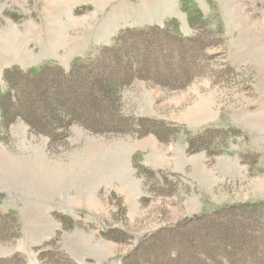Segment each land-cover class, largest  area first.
<instances>
[{
    "label": "rangeland",
    "instance_id": "374dc122",
    "mask_svg": "<svg viewBox=\"0 0 264 264\" xmlns=\"http://www.w3.org/2000/svg\"><path fill=\"white\" fill-rule=\"evenodd\" d=\"M195 1L207 17L217 9L226 43L206 52L185 89L135 79L122 93L118 131L74 125L57 151L24 121L11 126L0 142V264H133L162 229L264 201V0ZM170 18L191 29L179 0H0V87L6 68L52 61L69 70L122 29ZM207 128L243 137L228 150L219 144L227 136L214 133L221 155H188L187 137ZM243 153L257 155L247 157L251 167ZM37 163L59 179L31 177Z\"/></svg>",
    "mask_w": 264,
    "mask_h": 264
},
{
    "label": "trees",
    "instance_id": "16d2710c",
    "mask_svg": "<svg viewBox=\"0 0 264 264\" xmlns=\"http://www.w3.org/2000/svg\"><path fill=\"white\" fill-rule=\"evenodd\" d=\"M179 5L192 36H184L178 20L170 18L163 26L122 29L110 45L75 58L69 70L52 61L27 70L6 68L0 87V142L7 141L19 119L31 134L48 139L49 150L57 151L66 147L74 125L92 134L118 131L114 124L122 119V93L135 79L155 81L171 91L189 86L206 52L223 48L226 37L216 8L207 17L195 0H179ZM214 133L227 136L219 144L228 150L243 137L236 128H207L187 137L186 153L221 155L217 137L210 141ZM155 136L166 140L164 133ZM251 155L257 157L241 154V163L251 167ZM134 167L139 173L146 169ZM157 234L155 242L141 247L143 252L136 250L133 264H264V201L226 206ZM141 254L149 258L140 260Z\"/></svg>",
    "mask_w": 264,
    "mask_h": 264
},
{
    "label": "bare ground",
    "instance_id": "6f19581e",
    "mask_svg": "<svg viewBox=\"0 0 264 264\" xmlns=\"http://www.w3.org/2000/svg\"><path fill=\"white\" fill-rule=\"evenodd\" d=\"M37 165H38V163H37ZM15 167V166H14ZM16 168H18V167H16ZM38 170H39V173L38 174H35L34 175V173L31 175V177H36V178H39V177H43V179H45L46 181L47 180H49L50 178H51V180L50 181H53V179L52 178H58L59 179V176H58V174H57V172L56 171H54V172H52V173H49L48 171H45V170H43L42 168H40L39 167V165H38ZM10 172V171H9ZM53 174V175H52ZM52 175V176H51ZM55 176V177H54ZM23 178V177H22ZM19 179V178H18ZM21 180V179H20ZM44 180V181H45ZM45 181V182H46ZM20 182V181H19ZM35 183H36V181H34ZM28 183V182H27ZM44 183V182H43ZM48 183V182H47ZM36 184H38V183H36ZM40 184V183H39ZM45 184V183H44ZM28 185V184H27ZM30 183H29V187H30ZM28 186H26V187H28ZM25 187V186H24ZM24 189V188H23ZM30 189V188H29ZM26 190V189H25Z\"/></svg>",
    "mask_w": 264,
    "mask_h": 264
},
{
    "label": "crops",
    "instance_id": "0c3cea01",
    "mask_svg": "<svg viewBox=\"0 0 264 264\" xmlns=\"http://www.w3.org/2000/svg\"><path fill=\"white\" fill-rule=\"evenodd\" d=\"M180 29H181V32H182V31H183V30H182V25H181V28H180ZM189 31H191V29H190V30L187 29V33H186V34H185L184 32H182V33H184L185 35H190V32H189ZM71 255H72V254H71ZM77 264H78V262H77Z\"/></svg>",
    "mask_w": 264,
    "mask_h": 264
}]
</instances>
